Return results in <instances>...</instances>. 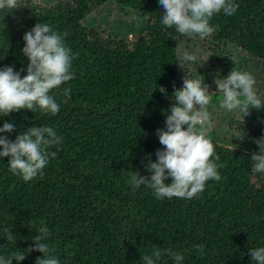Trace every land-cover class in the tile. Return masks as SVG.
I'll use <instances>...</instances> for the list:
<instances>
[{"label": "trees", "instance_id": "1", "mask_svg": "<svg viewBox=\"0 0 264 264\" xmlns=\"http://www.w3.org/2000/svg\"><path fill=\"white\" fill-rule=\"evenodd\" d=\"M109 3L147 19L132 43L85 23ZM234 3L233 15H213L214 32L204 39L163 25L159 0H56L51 5L18 0L17 9H0V69L14 66L21 78L27 74L23 36L44 23L71 49L74 74L49 92L60 105L56 115L38 106L0 113V127L15 126L0 133L11 141L32 126L51 127L62 138L48 149L55 155L43 175L31 181L9 171L10 157H0V256L33 246L43 226L48 235L42 242L54 249L50 254L59 264H144L142 256L151 255L154 246L169 250L157 264H175V253L183 256L182 264H255L249 250L264 247V173L251 171L250 157L259 148L248 152L207 137L215 150L213 162L222 165L217 168L221 179L207 181L192 199H157L149 187L130 182L131 172L150 178L147 165L164 148L156 132L166 128L174 91L181 89L176 84L181 43L224 45L264 63V0ZM65 88L71 89L70 99ZM260 99L264 104V93ZM257 111L264 120V109ZM239 119L233 122L243 132L253 128ZM6 229L14 240L6 239ZM196 245L203 246V255ZM42 256L33 251L12 264H35Z\"/></svg>", "mask_w": 264, "mask_h": 264}, {"label": "clouds", "instance_id": "2", "mask_svg": "<svg viewBox=\"0 0 264 264\" xmlns=\"http://www.w3.org/2000/svg\"><path fill=\"white\" fill-rule=\"evenodd\" d=\"M164 9L161 23L169 28L175 26L176 31L185 36L198 35L201 39L209 37L214 28L209 21L214 14L221 11L225 15H233L238 8L234 0H159ZM18 0H0V9H17ZM25 46L23 54L28 58L27 74L21 78L14 66L0 69V113L5 116L13 111L27 109L33 111L35 107L52 115H56L60 105L50 90L74 78L71 71V49L62 42V37L48 25L37 23L23 36ZM197 57L188 51L183 52V60L194 62ZM23 71V70H22ZM216 91L222 94L219 102L221 109L229 112L239 109L249 115V109H264L261 99L254 90L256 80L250 72L232 70L226 78L214 81ZM209 85H202L199 79L183 80V87L174 91L176 103L170 108V115H166V128L157 129L159 142L164 146L155 153V162H149L147 171L150 178L131 172L130 182L137 188L145 185L153 190L157 199L178 197L192 199L202 192L209 180L219 181L218 167L213 162L214 146L207 138V131L211 126L208 105L212 100ZM163 93L165 90L160 89ZM70 88L64 89V96L70 99ZM67 102V100H65ZM185 125L187 128L185 129ZM199 125V127H197ZM14 124L5 122L0 127V133H11ZM62 138L51 127L32 126L17 135L15 141L6 136H0V157H10L9 171L22 177L24 181H31L37 175H43L42 170L49 161L48 149L61 142ZM259 151L254 152L250 160L253 172L264 173V135L254 140ZM219 160V156H215ZM169 178L171 183H166ZM40 235L34 236L33 246L20 253H13L11 257L0 256V264H12L13 260L23 261L27 254L37 251L43 254L37 258L35 264H59L55 256L51 255L47 243L42 242L48 235L46 227H40ZM6 239L12 241L15 235L11 230H5ZM196 250L203 255V246L196 245ZM154 246L151 255H143L144 264H157L161 256L168 252ZM251 260L255 264H264V247L250 249ZM175 264H182L181 254H172Z\"/></svg>", "mask_w": 264, "mask_h": 264}, {"label": "rangeland", "instance_id": "3", "mask_svg": "<svg viewBox=\"0 0 264 264\" xmlns=\"http://www.w3.org/2000/svg\"><path fill=\"white\" fill-rule=\"evenodd\" d=\"M42 4L51 5L56 0H31ZM85 23L89 27L96 28L107 35H111L127 43H132L135 38L146 28L147 19L138 13L123 9L115 3H109L102 6L98 11L90 15ZM179 57L181 67L176 84L179 88L183 87V80L187 76L190 79H199L202 85H209V92L216 91L214 83L217 78H226L232 70L250 72L255 80L254 90L257 96L261 98L264 93V63L251 59L245 53L237 52L224 45L215 48L213 43L202 40H190L179 45ZM188 51L197 57L196 61L189 62L183 60V52ZM217 96V97H216ZM222 94L213 93L212 100L208 105V111L211 117V126L207 131V137L218 139L224 144H234L242 147L243 150L251 151L259 148L254 143L259 135V125L264 130V120L257 109L250 108L249 115L239 109L229 112L227 109H221L219 102ZM243 117L244 125H251V130L244 129L233 121ZM232 122V123H231ZM241 122V121H240ZM199 127V125L197 126ZM227 135L224 138V135ZM264 135V132H262Z\"/></svg>", "mask_w": 264, "mask_h": 264}]
</instances>
